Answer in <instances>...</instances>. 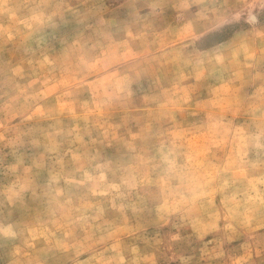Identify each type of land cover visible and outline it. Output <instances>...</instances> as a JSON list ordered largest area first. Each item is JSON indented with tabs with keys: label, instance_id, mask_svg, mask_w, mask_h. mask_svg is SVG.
Masks as SVG:
<instances>
[{
	"label": "rangeland",
	"instance_id": "374dc122",
	"mask_svg": "<svg viewBox=\"0 0 264 264\" xmlns=\"http://www.w3.org/2000/svg\"><path fill=\"white\" fill-rule=\"evenodd\" d=\"M0 264H264V0H0Z\"/></svg>",
	"mask_w": 264,
	"mask_h": 264
},
{
	"label": "crops",
	"instance_id": "0c3cea01",
	"mask_svg": "<svg viewBox=\"0 0 264 264\" xmlns=\"http://www.w3.org/2000/svg\"><path fill=\"white\" fill-rule=\"evenodd\" d=\"M2 254H3V249H0L1 257H2ZM5 262H6L5 264H11V259L6 258Z\"/></svg>",
	"mask_w": 264,
	"mask_h": 264
}]
</instances>
